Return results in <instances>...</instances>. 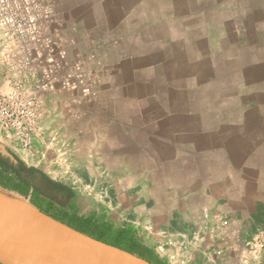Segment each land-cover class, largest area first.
Segmentation results:
<instances>
[{
    "label": "crops",
    "instance_id": "obj_1",
    "mask_svg": "<svg viewBox=\"0 0 264 264\" xmlns=\"http://www.w3.org/2000/svg\"><path fill=\"white\" fill-rule=\"evenodd\" d=\"M45 2L43 31L81 60V78L47 96L42 143L75 135L108 158L135 152L212 207L264 204V0ZM0 146L69 185L40 155Z\"/></svg>",
    "mask_w": 264,
    "mask_h": 264
},
{
    "label": "rangeland",
    "instance_id": "obj_2",
    "mask_svg": "<svg viewBox=\"0 0 264 264\" xmlns=\"http://www.w3.org/2000/svg\"><path fill=\"white\" fill-rule=\"evenodd\" d=\"M72 137L38 145L50 175L75 192L69 215L127 227L141 245L155 251L159 264H264V251L253 246L254 237L264 231V204L240 210L209 206L193 189H174L172 168L157 173L135 152L125 159L108 158Z\"/></svg>",
    "mask_w": 264,
    "mask_h": 264
},
{
    "label": "built area",
    "instance_id": "obj_3",
    "mask_svg": "<svg viewBox=\"0 0 264 264\" xmlns=\"http://www.w3.org/2000/svg\"><path fill=\"white\" fill-rule=\"evenodd\" d=\"M48 13L45 0H0V141L32 156L44 155L47 96L60 78L69 91L81 78V60L68 61L61 40L44 33ZM253 246L264 251V231Z\"/></svg>",
    "mask_w": 264,
    "mask_h": 264
},
{
    "label": "water",
    "instance_id": "obj_4",
    "mask_svg": "<svg viewBox=\"0 0 264 264\" xmlns=\"http://www.w3.org/2000/svg\"><path fill=\"white\" fill-rule=\"evenodd\" d=\"M29 204L32 209L26 213L0 212V264H154ZM77 252H96L98 257Z\"/></svg>",
    "mask_w": 264,
    "mask_h": 264
},
{
    "label": "trees",
    "instance_id": "obj_5",
    "mask_svg": "<svg viewBox=\"0 0 264 264\" xmlns=\"http://www.w3.org/2000/svg\"><path fill=\"white\" fill-rule=\"evenodd\" d=\"M0 170L11 176L18 185L27 189H32L33 194L41 196L48 202L42 204L36 197L30 198V203L44 213L57 219L67 220L79 227V231L86 233L105 243L113 244L130 253L138 255L144 259L150 258L151 263L159 264V257L151 248L141 245L138 238L125 226L111 224L108 222H98L92 217L71 216L67 213L69 202L74 198L73 189L60 181L51 179L40 169L28 166L17 155L10 150L0 146ZM6 189L14 190L10 182L0 181ZM20 194L27 196L28 192L22 191ZM146 257V258H145Z\"/></svg>",
    "mask_w": 264,
    "mask_h": 264
},
{
    "label": "bare ground",
    "instance_id": "obj_6",
    "mask_svg": "<svg viewBox=\"0 0 264 264\" xmlns=\"http://www.w3.org/2000/svg\"><path fill=\"white\" fill-rule=\"evenodd\" d=\"M15 197V196H14ZM31 205L23 199L11 197L0 191V212L1 213H26L31 210ZM89 258L98 257L96 252H77Z\"/></svg>",
    "mask_w": 264,
    "mask_h": 264
}]
</instances>
